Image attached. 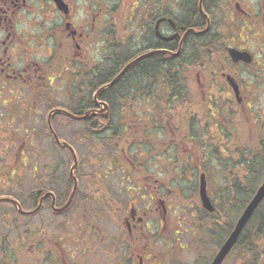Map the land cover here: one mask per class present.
<instances>
[{
  "label": "flooded vegetation",
  "instance_id": "obj_1",
  "mask_svg": "<svg viewBox=\"0 0 264 264\" xmlns=\"http://www.w3.org/2000/svg\"><path fill=\"white\" fill-rule=\"evenodd\" d=\"M122 1L126 2L0 0V203L11 206V212L0 215V264H137L140 261L173 264L172 260L179 258L175 255L183 250L179 243L187 222L182 219L185 208H193L191 204L196 201L197 215L207 220L214 212L211 205L216 206L217 199H213L210 191L218 178V158L213 152L210 158L216 163L208 168V160L202 161L201 152L209 153L210 142L212 148L217 147L219 125L224 119L218 118V114L223 108L244 107L248 92L264 88V79L257 83L246 80L253 67L264 71V0H228L227 10L235 31L246 33L245 40L240 41L237 35L226 39L218 47L220 54L212 55L208 64L202 63L201 37L213 29L219 30L211 18L215 0L206 1L209 28L201 12L205 20L201 24L180 25L175 18L166 17L171 0H163L162 7H155L159 18L145 27L135 16L138 4L134 2V6L128 5L124 10ZM162 18L168 22L161 23L159 31L169 38L178 35L173 40L158 37L156 24ZM184 18L188 21L192 17ZM123 25L134 38L130 45L138 52L155 42L176 50L181 47V57L191 67L180 71L181 102L184 107L197 109L196 117H181L177 110L172 118H158L151 111L145 115L147 119L139 116V107L177 106V102H169L170 79L166 75L157 81L148 79L129 86L126 91H134L132 102L123 104V95L118 96L116 103L112 97L107 98L108 90L112 92L113 86L127 73L128 64L133 63L131 67L141 64L151 56L149 53L167 49H150L135 59L132 57L126 65L116 64L119 50L114 47H122ZM194 30L202 33L194 34ZM218 39L212 37L210 41L218 45ZM166 65L169 68L167 62ZM116 67L109 83L93 89L92 84L98 78L105 83L103 76ZM139 70L135 69L134 74ZM113 81L111 86L100 90ZM231 83L239 87V100ZM192 95L195 100L191 99ZM114 104L135 107L130 130L134 138L116 144L115 157L121 156L108 169H93L85 174V162L92 163L83 157L81 162L77 156L72 175L73 154L56 141L54 133L73 148L58 133L57 126L76 120L52 112L62 109L79 118L88 114L77 121L84 125V142L88 147L91 145L90 131H93L100 134L93 141L106 145L104 141L110 137L107 127L125 123L121 112H114ZM205 111L207 118H203ZM256 119L252 118L253 124ZM153 123L161 126L152 128ZM42 126L46 130L38 128ZM156 130L160 134L153 137L159 135L162 139H151ZM76 135L72 137L77 138ZM44 140L51 141L71 159L66 179L65 173L60 174L65 167L60 164L58 154L54 161L53 151L52 165H42ZM118 161L123 166L115 165ZM106 162L103 157L97 160L98 166ZM26 173L33 175V183L25 181ZM203 186L211 202L208 208L201 204ZM12 201L24 207L34 205L33 209L38 207L37 213L23 215ZM203 233L206 237L204 230ZM209 237L214 240V236ZM225 241L218 245L209 264ZM233 254L234 248L223 264Z\"/></svg>",
  "mask_w": 264,
  "mask_h": 264
},
{
  "label": "trees",
  "instance_id": "obj_2",
  "mask_svg": "<svg viewBox=\"0 0 264 264\" xmlns=\"http://www.w3.org/2000/svg\"><path fill=\"white\" fill-rule=\"evenodd\" d=\"M199 0H171V8L170 12L166 15V17L175 18L178 20L180 25L189 24L194 22V24L205 23V20L200 16L198 3ZM208 1V0H206ZM205 1V2H206ZM140 5L144 7L142 15H140V19L145 25V27H149L152 22L154 23L157 18H159V14L156 11V6H163V0H142ZM217 6V5H216ZM149 7L151 9H149ZM165 16V15H164ZM185 16L191 18L186 21ZM220 23L218 22L217 25ZM205 26V25H204ZM192 37H198L195 35H191ZM218 37V34L212 30L211 33L202 35V48H203V57L202 63L208 64L211 60L212 55H218L220 53L219 46L221 45V41L218 45L215 42L210 41V38ZM123 47H127L126 44H130V38L124 37ZM153 45H157V43H153ZM157 48H167L170 50H175L169 48L165 45L159 44ZM118 65H126L130 62L132 55L135 53L134 51H118ZM186 59H182L181 56L177 58H170L165 55L156 54L154 56H150L147 59H144L141 64L134 65L128 69L127 73L113 86L112 92H108L107 98L112 97V101L114 103L117 102V98L119 95L122 96V103L124 102H132L134 99L130 98L134 91L127 92V88L129 86H134L136 84H142L145 79H149L151 75L153 78H161L163 79L166 75L170 79L169 83V102H181L183 100V92L179 90V79H180V71L182 69H190V65L185 64ZM164 62L169 64V68ZM116 67L110 73H106L102 82H99V78L97 79L96 84H92L93 89L100 87L106 83H109L112 80L113 74H116ZM135 69H140L139 72L134 74ZM150 72V73H149ZM140 75V77H139ZM142 76V77H141ZM101 78V77H100ZM173 82V83H172ZM187 97L189 93L186 92ZM109 100V99H108ZM120 101V100H119ZM115 109L114 112H121V119L125 121L123 125L120 124H111L107 127V132L110 133V137L105 139L106 146L115 150H118L115 145L121 141L130 139V135L132 132L130 131L133 128L131 119H134V108L131 106H117L114 104ZM181 112V117L186 116L189 118L191 116H195L196 113L189 108L185 109V107L178 106L176 107ZM175 106H161L156 107L155 109H150L151 112L154 113L153 116L161 118H172L174 113ZM196 117V116H195ZM259 119V118H257ZM256 119V122H257ZM237 118L235 117L232 122L237 124ZM253 124L254 128L250 134V137L247 139V142L240 141L239 139L230 138L228 143L220 142L221 138L217 141V147L211 146V142L209 143L208 155L211 156L213 152L217 155L218 163H219V172L222 179V188L221 193L217 199V205L215 208V212L207 217L201 216L202 226L201 229L205 230L208 226L210 230H213L214 222L220 220L221 215L226 216V222H224V226L228 228V231H232L233 225L235 224V220L233 221L230 218L229 213V203H232L231 208L238 211H243L254 196L260 181L264 177V118L259 119V123ZM256 124V125H255ZM222 125V124H220ZM93 131H90V140L91 145L93 144V140L96 137H99L100 134H95ZM230 135H227L228 138ZM100 139V138H98ZM220 142V143H219ZM91 146H89L90 148ZM212 149L214 151H212ZM97 157H102L97 154ZM107 163V162H106ZM32 207H35L32 205ZM207 216V215H206ZM250 230V232L248 231ZM246 233H243L234 248V252L242 258L243 261L241 264H264V203L258 208L255 212L249 226L245 229ZM247 234V235H246ZM246 237L249 238V243H246ZM246 256H250L251 263L247 262Z\"/></svg>",
  "mask_w": 264,
  "mask_h": 264
},
{
  "label": "rangeland",
  "instance_id": "obj_3",
  "mask_svg": "<svg viewBox=\"0 0 264 264\" xmlns=\"http://www.w3.org/2000/svg\"><path fill=\"white\" fill-rule=\"evenodd\" d=\"M107 1H108V3H111L115 0H107ZM116 2H118V0H116ZM218 2H219L220 10L217 11V13L215 15L217 17L223 18L224 17L223 12L226 11L228 0H218ZM131 4H134V0H126L125 3L122 1L121 6L125 10V8ZM215 5H216V3H215ZM224 14H225V12H224ZM224 21L225 22H223V27H222L223 34L225 36H228V34H229L231 37H234L235 35H233L232 30H230V27L227 26V24H229V22L231 21L230 15H228L226 18L224 17ZM245 34L246 33H240L238 39H240V41H242L243 38L245 37ZM236 39H237V37H236ZM238 44L240 46L243 45L240 42ZM123 45H124V43L122 44V47L121 46H115L114 49H117L119 51L124 50V51H129V52H130V50H132L135 53V56H134V54L132 55V57H134V59L137 56H140L141 53H143V52H147L150 49H152V50L157 49V46L155 47V45H153V46L147 45V46H145L144 51L138 52L137 50L133 49L129 43L126 44L127 47H125V48L123 47ZM259 56L261 57L260 54H259ZM224 61H226V59ZM164 64H166V62H164ZM250 72L251 73L247 74V76H246V80L248 82L257 83V82H262V80L264 79V71H261V67L258 68L255 66L250 70ZM139 77H140V75H139ZM143 79L148 80L145 77H143ZM149 79L150 80H156V81L159 80V78H157V77L153 78V75H151V77ZM251 92L252 93L248 92L249 96L246 94L247 92H245V95L248 96V99H247V103L245 104L244 107L234 108L232 110L229 107H225L226 109L223 108L221 113L218 114V115H220V119H221L222 118L221 115L224 112L225 117H224V119H221V120L225 124L229 123L230 122L229 119H231V118L236 117L238 119L237 124L236 123L234 124L233 122L230 124H227V127L229 126L228 127L229 130H226L223 132V137L220 134V138L222 139V141H220V142L228 143V141L230 140L231 137H233V140L239 139L240 141L247 142V139L250 137V134L252 131L251 115H253L254 112L256 111L257 114L258 113L261 114L259 119L261 117L264 118V88L263 89L259 88L258 91H251ZM191 99L195 100L193 95H192ZM221 101L222 100H220L219 103L222 105ZM249 104L251 106H249ZM134 109H135V107H134ZM244 109H245V112H244ZM135 110H134V112H135ZM137 112H138L140 117L147 119L145 117V115L150 114V109H145L144 107H139L137 109ZM227 114L229 115L228 120H227ZM256 116H258V115H256ZM246 117H248V119H249L248 121L245 120ZM158 126H161V125L159 123H153L150 127L157 128ZM38 128H42V131L46 130L45 126L38 127ZM83 130H84L83 123L82 122L78 123L77 121H70L67 124H64V125L59 124L57 126L58 133L62 136V138L66 142H68L69 144H71L74 147L78 157L81 159V162H82V157L85 160H87L89 158V161H91L92 164H88L87 162H85V170H84L85 174L92 172L93 169H97V170L100 168L106 169L107 167H109L111 164L114 163V161H115L114 159L121 156V154H119V156L115 157L116 154L118 153L117 150L107 147L102 141H97V142L93 141V144L90 145L91 147L89 148L88 143L84 142V139L82 138L83 137L82 136ZM74 133L77 134L76 135L77 138L72 137V135ZM156 134H160L158 130H156L155 132L152 133V136H151L152 140H154V139L160 140L163 138L162 136H159V135L157 138H154L153 135H156ZM227 135H230V136L228 138H226ZM132 138H134L133 134L130 135V139H132ZM50 145H52V148L55 150H52ZM42 150L44 151L43 153L45 154V155H42V157L40 159L43 166L44 165H46V166L52 165V154H51L52 151H53V155H54V161L57 159V154L59 155L60 164L64 165V167H65L60 172V174L65 173L66 174L65 179H66L67 173H68V171L72 165V162H71V159L69 158V156L64 151L57 149L51 141L49 142V140H44L42 142ZM201 153H202V157H201L202 161L204 159L208 160V162H207L208 168H210L212 165H214V163H216V161L214 159H212V157L210 158V155H208L207 152H204V153L201 152ZM97 154L101 155L103 157V159L104 158L107 159V163L105 165L98 166ZM139 160H141V158H139ZM115 165L123 166V164L119 161L117 163H115ZM87 167H89V168H87ZM46 173H50V170H46ZM62 176H64V175H62ZM25 181L28 184L33 183L34 182L33 175H31V173H26ZM108 181H113V180L108 179ZM215 181L216 182L213 185V189L210 191V194L212 195L214 200L218 199V196L220 195L221 188H222V179H221V175H220L219 171H218V178L217 179L215 178ZM261 181H260V183H261ZM117 182H120V178L117 179ZM29 188H30V186H28V189ZM31 188L33 190V185H31ZM221 195H222V193H221ZM193 197L196 198L195 196H193ZM191 205L193 208H185L186 212L184 214V217L182 218L185 222L187 221L186 225H183V228L181 230L182 235H181V240L179 243L183 247V250L180 251V253L178 252L175 255L176 257H179V258L172 260L173 264H209L212 257L216 254L217 248L220 247L218 245H220L222 242H224L231 232V231L229 232L228 228H226L224 226V222H226V216L221 215L220 220L218 219V221L214 222L213 230H210L209 226L204 230L205 233L207 234V236L205 237L203 230L201 229V226H202L201 218L202 217L200 215H197V210H198L199 206H197L196 201H194ZM231 205H232V203H229L230 218L233 221L235 220V222H236L237 219L239 218V216L241 215L242 211H238L236 213L235 210H233L231 208ZM10 207L11 206L9 204L0 203V215L3 213L11 212V210L9 209ZM192 213L194 214V216L191 215ZM34 220H35V218H34ZM210 232L212 235L210 234ZM209 236H214V240L212 239V237H209ZM176 250L178 251V249H176ZM239 257L240 256L237 254V252H234L232 257L229 258L224 264H241L243 259L239 258ZM246 259H247V262L249 261V263H251L252 258L250 256H246Z\"/></svg>",
  "mask_w": 264,
  "mask_h": 264
},
{
  "label": "water",
  "instance_id": "obj_4",
  "mask_svg": "<svg viewBox=\"0 0 264 264\" xmlns=\"http://www.w3.org/2000/svg\"><path fill=\"white\" fill-rule=\"evenodd\" d=\"M171 24H172V26H174L173 23H171ZM163 39L164 40H170V39H167V38H163ZM160 52H166V51H160ZM166 53L171 54L172 56H175V54H172L170 52H166ZM234 88H235V91H236V95H238V93H237L238 89L236 87H234ZM53 113L64 114V115H67L68 117H71L73 119H82V118L75 117L72 114H69V113H67L65 111H62V110H56ZM55 139H56L57 142H59V140H58L56 135H55ZM60 145L69 148V150L72 152L73 157H74V163H75L74 167H73V170H74L76 168V165H77V158H76V155H75L73 149L71 147H69L68 145H66V144L60 143ZM73 170L71 171L72 174H73ZM72 178H73V176H72ZM201 195H202V198H203V202H204L205 208H208L210 206V204H209L208 198L206 196L205 190H202ZM72 198H73V195L71 197V200H72ZM263 199H264V183H263L262 187L258 190V192H257L256 196L254 197V199L251 201V203L244 210V212H243L241 218L239 219V221L237 222L234 230L232 231L231 235L227 239V241L224 244V246L221 248L218 256L216 257V259L214 260V262L212 264H222L223 260L226 258L228 253L231 251V249L237 243L242 231L244 230L245 226L247 225V223L252 218L253 214L255 213V211L257 210V208L259 206V204L262 202ZM71 200H70V202H71ZM29 214H33V213H29Z\"/></svg>",
  "mask_w": 264,
  "mask_h": 264
},
{
  "label": "bare ground",
  "instance_id": "obj_5",
  "mask_svg": "<svg viewBox=\"0 0 264 264\" xmlns=\"http://www.w3.org/2000/svg\"><path fill=\"white\" fill-rule=\"evenodd\" d=\"M173 19V18H172ZM170 23H173L174 24V22L173 21H170ZM189 32H191V31H189ZM159 52V51H158Z\"/></svg>",
  "mask_w": 264,
  "mask_h": 264
}]
</instances>
